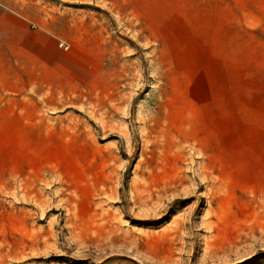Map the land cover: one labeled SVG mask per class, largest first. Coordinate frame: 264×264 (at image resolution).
I'll return each mask as SVG.
<instances>
[{
  "label": "rangeland",
  "instance_id": "obj_1",
  "mask_svg": "<svg viewBox=\"0 0 264 264\" xmlns=\"http://www.w3.org/2000/svg\"><path fill=\"white\" fill-rule=\"evenodd\" d=\"M3 1L0 264H264V0Z\"/></svg>",
  "mask_w": 264,
  "mask_h": 264
},
{
  "label": "crops",
  "instance_id": "obj_2",
  "mask_svg": "<svg viewBox=\"0 0 264 264\" xmlns=\"http://www.w3.org/2000/svg\"><path fill=\"white\" fill-rule=\"evenodd\" d=\"M5 5L6 3L0 0V114L7 111L12 100H17V103L23 106L19 96L24 95L22 93L25 89L24 76L17 69L15 57L17 52L24 50L23 35L14 33L13 25L16 19L4 11ZM10 91L17 93L16 97H10ZM16 115L23 116V113Z\"/></svg>",
  "mask_w": 264,
  "mask_h": 264
}]
</instances>
